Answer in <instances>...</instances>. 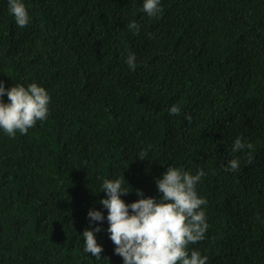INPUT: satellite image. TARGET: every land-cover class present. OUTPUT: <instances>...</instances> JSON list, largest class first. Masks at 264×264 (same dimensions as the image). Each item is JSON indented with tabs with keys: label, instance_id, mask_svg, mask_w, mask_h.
I'll list each match as a JSON object with an SVG mask.
<instances>
[{
	"label": "trees",
	"instance_id": "1",
	"mask_svg": "<svg viewBox=\"0 0 264 264\" xmlns=\"http://www.w3.org/2000/svg\"><path fill=\"white\" fill-rule=\"evenodd\" d=\"M22 2L24 28L0 0V81L36 83L50 103L27 135L0 130V264H123L102 183L124 177L126 204L137 190L158 201L169 166L205 173L208 229L189 253L264 264V0H160L156 17L144 0ZM237 137L254 146L251 163L247 148L231 151ZM232 159L238 170L225 171ZM96 227L101 259L83 251Z\"/></svg>",
	"mask_w": 264,
	"mask_h": 264
},
{
	"label": "clouds",
	"instance_id": "2",
	"mask_svg": "<svg viewBox=\"0 0 264 264\" xmlns=\"http://www.w3.org/2000/svg\"><path fill=\"white\" fill-rule=\"evenodd\" d=\"M9 13L14 17L18 27L24 28L30 18L22 0H8ZM142 11L149 17H156L162 12L160 0H144ZM130 31L138 34V24L128 25ZM136 56L128 55L126 63L130 69H136ZM7 96L8 103L0 99V130L9 137L15 138L16 133L27 135L28 130L35 127L38 121L47 119L49 113L50 96L46 90L31 83L28 87L15 85L6 89L0 81V97ZM171 115H179L181 108L173 105L169 109ZM186 119L191 117L186 115ZM249 151V163L252 161L251 143H243L240 137L234 141L233 153ZM146 155L140 154V159ZM239 168V160L228 162L225 171L235 172ZM205 173L200 170L192 175L182 168L169 166L162 178L156 181L158 191L162 197L143 198V193L137 190L141 197L136 202L126 204L121 196L128 195V188L123 187L122 179H105L101 192L106 194L100 201L107 209L109 238L115 245L114 254L122 257L123 264H206L207 257L201 256L199 251L191 250L189 245L202 241L208 229L205 212L201 209L206 200L199 198L196 186L201 182ZM131 210V214H130ZM90 221L103 222L105 217L101 211H89ZM101 228L84 230V253L91 254L95 259H101L102 246L98 245L95 234Z\"/></svg>",
	"mask_w": 264,
	"mask_h": 264
}]
</instances>
